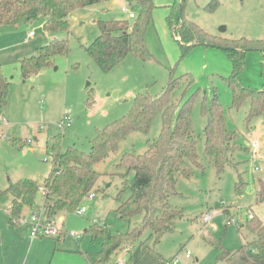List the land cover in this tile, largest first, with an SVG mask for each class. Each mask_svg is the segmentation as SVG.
<instances>
[{
    "label": "rangeland",
    "instance_id": "rangeland-1",
    "mask_svg": "<svg viewBox=\"0 0 264 264\" xmlns=\"http://www.w3.org/2000/svg\"><path fill=\"white\" fill-rule=\"evenodd\" d=\"M210 1L186 0L184 15L214 35L264 39V0H218L214 11L207 8ZM174 2L154 0L151 20L145 26V46L151 56L144 60L129 54L108 72L90 57L85 46L100 35L99 20L135 21L140 14L137 4L107 0L77 9L70 16L69 32L46 31L43 15L33 23L0 28V65L12 81L5 120H0L1 190L24 178L44 184L54 165L46 149L48 136L61 135V151L76 146L88 152L98 129L128 113L137 94L156 96L165 89L172 75L188 74L180 79L171 98L175 106L182 99L192 98V129L197 137L202 167H195L190 178L178 177L180 193L172 196L171 201L184 208V215L175 220L174 229L165 232L159 242L155 243L150 231L145 230L130 249L115 252L109 264L125 260V256L129 261L131 252L140 260L137 264H224L217 260L219 251L209 237L228 249H238L253 239L246 228L250 207L264 220V202L257 201L259 180L264 181V115L247 123L249 102L239 109L232 107L233 92L226 78L233 66L224 50L199 45L181 59L182 46L168 20ZM131 12L136 18L129 16ZM180 13L179 9L177 15ZM31 32L34 37L25 41V36ZM54 37L69 39L68 52L54 56L47 67L23 78L20 60L35 54L38 47L47 45ZM263 62L261 52L251 50L247 53L241 74L246 84L257 88L264 86ZM215 94L225 109L226 128L236 133L231 163H226L222 172L205 153L206 111ZM66 118L72 122L61 129L59 125ZM162 124V114L158 112L148 133L130 132L116 152L94 164L103 176L97 184L98 191L93 192L95 197H86L81 205L86 211L83 215L77 211L63 213L65 234L59 239L57 236L38 239L43 241L41 246L49 256L48 263L88 264L85 255L100 251L102 243L101 237L93 239L90 233H85L92 222L109 224L122 234L139 223L141 217L124 219L116 210L122 179L115 174L125 171L117 165L126 152L143 153L148 147L147 141L160 135ZM254 143L258 145L253 147ZM256 167L260 169L255 170ZM239 182L243 184L238 189ZM128 194L126 191L123 198ZM36 202L43 203L42 187ZM7 206L8 200L1 201L0 236L3 234L6 240L0 254L8 250L10 264H28L24 253L28 246L11 232L14 229H10L8 221L6 223L8 218L5 219L4 210ZM205 215H210L208 221L203 220ZM231 216L238 225L231 221ZM241 224L244 227L239 231ZM70 232L76 237L68 234ZM145 239L149 240L144 242ZM32 256H36V251H32Z\"/></svg>",
    "mask_w": 264,
    "mask_h": 264
},
{
    "label": "trees",
    "instance_id": "trees-1",
    "mask_svg": "<svg viewBox=\"0 0 264 264\" xmlns=\"http://www.w3.org/2000/svg\"><path fill=\"white\" fill-rule=\"evenodd\" d=\"M103 1L107 0H0V28L33 23L43 15L46 31L69 32L73 11ZM127 1L140 7L139 17L133 22L99 20L100 35L85 46L90 57L105 72L112 70L129 54L144 60L151 56L145 46V26L151 20L154 0ZM185 1L175 0L168 16L173 34L182 46L181 59L199 45L224 50L230 56L233 66L232 73L226 78L233 92L232 107L239 109L245 102H249L247 123L263 116L264 86L257 88L246 84L241 74L249 51H258L264 55V39H233L211 34L184 15ZM218 5V0H211L207 8L214 11ZM179 9L181 13L177 15ZM68 50V38L54 37L47 45L38 47L35 54L20 60L22 77L27 78L39 72L51 63L54 56L65 54ZM186 75H172L165 89L156 96L137 94L128 113L98 129L88 152L76 146L61 151V135L48 136L46 149L53 154L54 165L44 184L39 185L34 179L24 178L12 182L5 190L0 189V200L7 196L12 198L10 222L16 223L18 218L25 216L26 207L35 210L43 206L45 216L50 220H56L63 213L77 211L86 197L98 191L97 184L103 174L94 168V164L116 152L120 142L130 132L148 133L156 114L161 112L163 124L160 135L147 141L148 147L143 153H124L117 167L125 171L115 174L122 179V187L116 196L117 212L124 219L141 217V220L126 234L116 231L109 224L92 222L85 233H90L93 239L101 237V249L96 253H87L86 256L90 264H109L115 252L122 248L130 249L145 230L150 231V237L154 238L155 243L159 242L165 232L174 229L175 220L184 215V208L171 201L172 196L180 193L177 189L178 177L190 178L195 167H202L197 151V137L192 129V98L182 99L177 106L171 98L173 89ZM11 86L12 81L5 76L0 65L1 120H5L7 95ZM206 113L205 153L218 171L222 172L225 164L231 163V152L236 147V133L226 128L225 109L216 94L210 99ZM14 140L23 144L19 139ZM253 147L256 146L253 144ZM242 184L237 183V188ZM40 187L43 190V203L37 206ZM126 191L129 194L123 198ZM257 201L264 202L263 180H259ZM249 210L254 213L252 218L247 214L246 228L253 235L250 244L228 249L209 237L210 243L219 251L218 261L224 264H264V220L255 214L252 207ZM227 214H230L228 210ZM243 227L241 224L238 230L241 231Z\"/></svg>",
    "mask_w": 264,
    "mask_h": 264
},
{
    "label": "crops",
    "instance_id": "crops-1",
    "mask_svg": "<svg viewBox=\"0 0 264 264\" xmlns=\"http://www.w3.org/2000/svg\"><path fill=\"white\" fill-rule=\"evenodd\" d=\"M30 34V33H29ZM27 34L25 36V41L28 42V40H30V38L34 37V34H32L28 40H26L27 36L29 35ZM34 54V53H33ZM258 55H261L260 53ZM29 56V55H27ZM25 57V56H24ZM260 61H261V58H260ZM264 64V62L262 63ZM2 124V123H1ZM31 150H34V147L31 146L30 148ZM11 196H8L7 198H4L2 200H0V203L1 201L3 200H8V206L6 207V209L4 210V212L6 213L5 214V219L6 217L8 218V220H6V223L8 221V224L12 226V228L10 229H14L12 230L11 232L21 241L24 243L25 246H28V249L24 252L25 253V256L26 258L28 259V264H54L53 261L51 263H48V258L49 256L47 255L46 251L44 248H42L41 246V243L43 241H39L38 239H42V237H38V238H31L30 235H29V231H28V228L24 225H21L19 224L18 222L16 223H12L10 222V214H9V209H10V205H11ZM41 205V204H40ZM38 206V204H37ZM34 210V209H33ZM31 208L29 207H26L25 209V212H24V215L27 216L29 214H31V212L33 211ZM1 213V211H0ZM3 214V213H2ZM62 216V215H61ZM59 216L56 218V220L58 222H61V224L63 225V218ZM6 223L4 225H6ZM7 227V226H6ZM7 238V237H6ZM59 239V238H57ZM5 240L4 237H3V234H1L0 236V252H2L3 249H5ZM57 241V240H56ZM57 243V242H55ZM36 251V256H32V251ZM8 254H9V251L7 250L6 253H2L0 254V264L1 263H5V264H10L7 260V257H8ZM86 256V255H85ZM130 259L129 261L127 260V256H125V260H122V261H115V264H137V262L140 260L138 259L137 255L133 254L132 252L130 253ZM86 259L88 261V264H90L87 256H86Z\"/></svg>",
    "mask_w": 264,
    "mask_h": 264
},
{
    "label": "built area",
    "instance_id": "built-area-1",
    "mask_svg": "<svg viewBox=\"0 0 264 264\" xmlns=\"http://www.w3.org/2000/svg\"><path fill=\"white\" fill-rule=\"evenodd\" d=\"M125 10V8L123 9ZM129 16L131 18H134L136 15L134 13H129ZM33 34V32H31L26 40L29 39V37ZM1 120V119H0ZM72 120L70 118H66L65 122L60 124L59 127L61 129H63L65 127V125L69 126L71 124ZM254 146H257L256 143H254ZM52 157V153L50 154ZM48 158H45V161H48ZM255 170H259V167H256ZM90 198H94L95 194L91 193L89 195ZM42 205V204H41ZM86 211V207L82 206L77 210V213L79 215H83V213ZM248 215L250 218L253 217L254 213L251 210H248ZM210 218V215H205L203 217L204 221H208ZM232 222L236 223L238 225V222L236 221L235 218L231 219ZM16 222H18L21 225H24L28 228L29 231V235L31 238H38V237H52V236H57L58 238L62 237L65 234V231L62 227L61 222H58L55 219H48L45 216V212H44V207L41 206L40 208H37L35 210H33L31 212V214L27 215V216H23L21 218H18L16 220ZM74 237H76V234L73 232L68 233ZM187 256L190 255V252L187 251L186 253ZM3 264V263H1Z\"/></svg>",
    "mask_w": 264,
    "mask_h": 264
},
{
    "label": "water",
    "instance_id": "water-1",
    "mask_svg": "<svg viewBox=\"0 0 264 264\" xmlns=\"http://www.w3.org/2000/svg\"><path fill=\"white\" fill-rule=\"evenodd\" d=\"M226 29V28H225ZM201 44H204L203 42H200Z\"/></svg>",
    "mask_w": 264,
    "mask_h": 264
}]
</instances>
